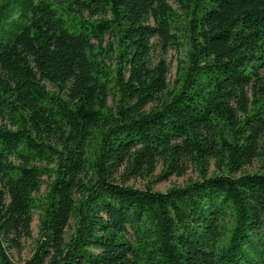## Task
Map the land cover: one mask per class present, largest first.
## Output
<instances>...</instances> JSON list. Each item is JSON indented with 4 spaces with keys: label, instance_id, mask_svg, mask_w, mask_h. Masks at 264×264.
<instances>
[{
    "label": "trees",
    "instance_id": "obj_1",
    "mask_svg": "<svg viewBox=\"0 0 264 264\" xmlns=\"http://www.w3.org/2000/svg\"><path fill=\"white\" fill-rule=\"evenodd\" d=\"M153 41L186 45L172 84ZM254 161L264 0H0V264H264Z\"/></svg>",
    "mask_w": 264,
    "mask_h": 264
},
{
    "label": "rangeland",
    "instance_id": "obj_2",
    "mask_svg": "<svg viewBox=\"0 0 264 264\" xmlns=\"http://www.w3.org/2000/svg\"><path fill=\"white\" fill-rule=\"evenodd\" d=\"M185 50L186 45L181 46L177 51L176 50H167V52H161V49L158 47L155 41L152 42V54H151V62L152 64H156L160 59H163L165 62V66L168 69V77L167 80L169 84H172L174 79L177 77L180 69L184 65L185 62ZM108 64L110 67H113L114 61L109 60ZM48 86V85H47ZM50 90H53L50 86H48ZM108 105H112V100L108 101ZM244 171H248L249 173L258 172L264 173V166H261L259 161H254L251 165L244 167ZM159 170H156L153 176L151 177H131L125 181V185L143 189L145 186L149 185L152 190L158 192H164L170 187L173 186H182L190 180L197 179V173L193 168H189L183 176H175L172 175L166 180L156 181L155 177L158 174ZM214 173V167L211 165L208 169V175H212ZM118 181H121L122 178L117 175ZM48 182L47 177H43V183L40 187L38 193L34 195L37 200L41 201L46 192V184ZM40 210L34 209L33 211V222L31 224L32 236L30 239L24 241V247L21 253H16L15 251H11V256L14 261L22 262L26 258H28L32 252L35 240L37 238V228L38 222L40 218ZM72 231L71 228L67 230L68 233Z\"/></svg>",
    "mask_w": 264,
    "mask_h": 264
}]
</instances>
